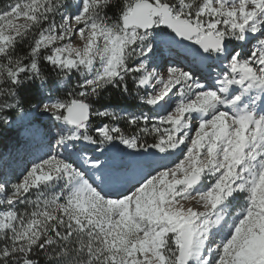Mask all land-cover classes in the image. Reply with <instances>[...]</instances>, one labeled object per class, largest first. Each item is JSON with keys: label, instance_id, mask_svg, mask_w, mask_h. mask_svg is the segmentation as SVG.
I'll return each mask as SVG.
<instances>
[{"label": "snow or ice", "instance_id": "6c2138e0", "mask_svg": "<svg viewBox=\"0 0 264 264\" xmlns=\"http://www.w3.org/2000/svg\"><path fill=\"white\" fill-rule=\"evenodd\" d=\"M33 114L0 264H264V0H0V135Z\"/></svg>", "mask_w": 264, "mask_h": 264}, {"label": "rangeland", "instance_id": "374dc122", "mask_svg": "<svg viewBox=\"0 0 264 264\" xmlns=\"http://www.w3.org/2000/svg\"><path fill=\"white\" fill-rule=\"evenodd\" d=\"M74 79L75 77L73 78V80ZM65 87L66 85L61 83L57 76H55L51 81L48 80L47 88L52 91H56L57 89H59L62 92ZM135 105L136 101L127 97V102L124 106L112 107L117 109L123 108L128 111H136L137 109ZM37 118H39L40 120H36ZM28 120H34L35 123H38L39 125H41L42 123L45 126L52 123L47 115L37 116L36 114H33L32 116L25 117L23 120L17 119L16 125L12 127L17 130V136L13 137L15 139H11L10 133H7V135H5L9 142V147L8 149L4 150V152L0 153V168L6 167L10 172L18 173L22 171L24 165L30 159H32L35 154L38 153L40 148L39 140H37V144H32L31 138L25 136V132L28 131V129L24 125H26Z\"/></svg>", "mask_w": 264, "mask_h": 264}, {"label": "trees", "instance_id": "16d2710c", "mask_svg": "<svg viewBox=\"0 0 264 264\" xmlns=\"http://www.w3.org/2000/svg\"><path fill=\"white\" fill-rule=\"evenodd\" d=\"M56 76L55 73H52L49 77V80L51 81L54 77ZM27 95L30 97L32 96V93L29 92L27 93ZM109 98H106L105 100H103L101 102L102 105L106 106V105H110V106H124L125 103L127 102V97L121 96L118 92L116 91H110V93L108 94ZM36 120H40L39 118H37ZM121 127H125L124 124H121ZM127 130V129H126ZM17 130H15L14 128L10 127L8 129L5 130V132L0 135V153L4 152V150L8 149L9 147V142L7 140V137L5 135H7V133H10L11 135V139L14 140L17 136Z\"/></svg>", "mask_w": 264, "mask_h": 264}]
</instances>
